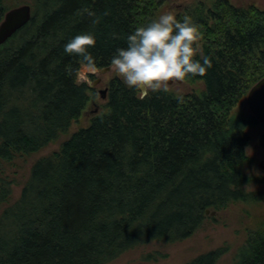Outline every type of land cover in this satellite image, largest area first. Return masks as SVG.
Here are the masks:
<instances>
[{
  "label": "trees",
  "instance_id": "16d2710c",
  "mask_svg": "<svg viewBox=\"0 0 264 264\" xmlns=\"http://www.w3.org/2000/svg\"><path fill=\"white\" fill-rule=\"evenodd\" d=\"M165 2L0 0V22L20 4L32 8L30 22L0 46V167L55 143L89 103L90 87L69 74L80 57L66 54L65 45L91 32L97 66L110 67L127 36ZM84 8L101 22L94 25ZM184 15L201 26L197 59L212 62L204 77L184 81H201L204 91L169 89L141 100L115 78L108 112L39 158L16 200L15 181L0 171V264H109L150 243L190 238L216 219L207 211L264 201V192L246 190L254 179L243 172L250 163L246 128L260 124L253 115L250 124L232 116L264 77V9L211 0L178 19ZM225 252L214 249L185 264H217ZM232 264H264V227L248 232Z\"/></svg>",
  "mask_w": 264,
  "mask_h": 264
},
{
  "label": "rangeland",
  "instance_id": "374dc122",
  "mask_svg": "<svg viewBox=\"0 0 264 264\" xmlns=\"http://www.w3.org/2000/svg\"><path fill=\"white\" fill-rule=\"evenodd\" d=\"M210 1L166 0L159 15L167 10H175L180 13L197 2L209 3ZM230 1L237 7L256 5L264 9V0ZM26 4H20L19 6ZM115 78L120 77L112 68L110 71H101L99 75L91 76L90 79L93 80V86L90 87V101L79 121L73 124L67 133L38 153L29 156H19L12 163L4 162L1 165L0 171L16 183L13 187V201L19 198L24 183L31 174L32 166L39 158L48 156L58 150L62 142L67 140L72 133L79 128L87 127L95 117L108 112V93L105 98H102L100 91L109 87L111 80ZM169 89L178 94L200 93L204 91L205 86L201 81L194 83L184 81L178 85H170ZM251 115L245 99L232 111L234 121L238 124H250ZM246 130L250 135V144L246 148L250 163L243 167V172L254 179L246 186V190L264 192V183L255 181L256 179L264 180V150L259 144V138L264 134V125L247 127ZM214 216L216 217L215 220L208 219L200 230L182 242L175 244L150 243L123 254L109 264H185L203 253L218 248H225L226 252L217 264H232L238 250L246 242L248 232L264 227V201L254 204H232ZM152 253L160 254L158 260L145 261L144 258ZM161 255L164 256L162 257Z\"/></svg>",
  "mask_w": 264,
  "mask_h": 264
},
{
  "label": "clouds",
  "instance_id": "9594fccd",
  "mask_svg": "<svg viewBox=\"0 0 264 264\" xmlns=\"http://www.w3.org/2000/svg\"><path fill=\"white\" fill-rule=\"evenodd\" d=\"M92 23L98 25L102 16L84 8L81 10ZM110 13L105 11L103 16ZM201 26L184 15L178 19L175 10H167L146 25L137 27L126 38V47L117 49L111 58V68L124 84L135 89L138 98L144 100L150 93H167L170 85H178L186 78L204 77L212 68L207 56L197 59L201 52ZM96 36L89 32L75 36L64 47L68 55L80 57L74 73L77 83L93 86L91 76L99 75L97 66L89 49L95 47ZM183 102V98H178Z\"/></svg>",
  "mask_w": 264,
  "mask_h": 264
},
{
  "label": "water",
  "instance_id": "95a60500",
  "mask_svg": "<svg viewBox=\"0 0 264 264\" xmlns=\"http://www.w3.org/2000/svg\"><path fill=\"white\" fill-rule=\"evenodd\" d=\"M31 18L32 8L27 4L12 8L7 11L3 17V20L0 22V46L5 44L19 30L26 26L30 22ZM110 69L111 66L102 69L101 71H110ZM107 92L108 89L100 91L101 97L105 98ZM245 101L254 118L259 124L264 125V77L250 89ZM206 213L211 214L212 216L218 215L216 212L207 211Z\"/></svg>",
  "mask_w": 264,
  "mask_h": 264
},
{
  "label": "flooded vegetation",
  "instance_id": "af4514ba",
  "mask_svg": "<svg viewBox=\"0 0 264 264\" xmlns=\"http://www.w3.org/2000/svg\"><path fill=\"white\" fill-rule=\"evenodd\" d=\"M230 4H232L231 3V1L230 0H227ZM233 5V4H232ZM106 89H109V87H107ZM108 93V92H107ZM261 137V136H260ZM259 144H260V138H259ZM261 146V145H260ZM261 148L264 150V148L261 146Z\"/></svg>",
  "mask_w": 264,
  "mask_h": 264
}]
</instances>
